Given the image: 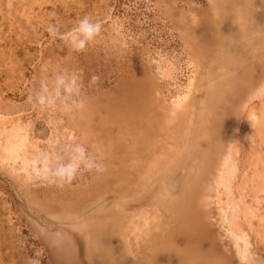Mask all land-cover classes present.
Returning <instances> with one entry per match:
<instances>
[{"label": "rangeland", "instance_id": "374dc122", "mask_svg": "<svg viewBox=\"0 0 264 264\" xmlns=\"http://www.w3.org/2000/svg\"><path fill=\"white\" fill-rule=\"evenodd\" d=\"M85 16L100 21L101 31L73 51L64 34ZM93 75L99 81L90 84ZM134 77L162 109L161 130L176 148L163 159L159 137H151L161 177L153 183L140 158L129 162L137 176L119 178L128 193L120 189L115 210L107 168L135 144L122 142L117 129L92 127L89 103L105 105ZM42 82L45 94L59 93L55 105L29 99ZM81 99L83 107L73 103ZM149 155L141 158L150 163ZM93 161L102 170L87 166ZM176 167L179 178L171 174ZM190 167L203 169L192 203L211 230L199 248L211 259L237 254L239 264L245 257L264 264V0H0V264H61L63 244L55 241L71 235L52 218L66 215L63 207L76 203L80 212L107 197L88 216L99 222L84 230L122 229L168 187L177 198L192 182ZM180 226L173 223L184 244L191 236Z\"/></svg>", "mask_w": 264, "mask_h": 264}, {"label": "bare ground", "instance_id": "6f19581e", "mask_svg": "<svg viewBox=\"0 0 264 264\" xmlns=\"http://www.w3.org/2000/svg\"><path fill=\"white\" fill-rule=\"evenodd\" d=\"M146 86L147 84L142 80V78L136 80V78L134 77L131 80L125 81V83H121L119 85V89L115 92L107 94L108 96L105 97V105L101 106L99 105V103H97V101H92L89 103V106L94 109L93 113L90 114L92 127L101 130H104L106 128L117 129L120 133L117 137H120L122 142H126V140H129L132 144H135V147H131L132 149H129L132 151H123L118 156V158H120L119 165L116 162L118 167L107 168L108 170H110V173L108 178H105L104 182H106V191L109 193L111 191L113 193L112 200H114V202L112 204H114L113 207H115V210H117L121 206L123 199L121 198V195L122 190L124 189L122 187H119V185L117 184L119 178L122 176L125 177L126 175V177L131 180L129 177L133 176V174L135 173L132 164H129V162H134L138 160V158H140V163L142 164L140 166L141 169H139L140 172L142 169H146L151 174V176H153V183H158L157 180L159 177H161L159 173H157L156 175L154 173V162H158L155 158L156 155H153V153V157H151L152 155H149L151 148L155 147L153 143L154 141H151V137H159V144L161 143V147L158 150V153L161 152L162 155V152H164L163 159L167 158V153H172L176 148L173 145V141H168L165 139L163 133L164 131L162 132L161 130V124H164L166 121L165 116L162 112V109L158 108L155 102H153L150 98V94L145 91V88H147ZM163 127L165 128V126ZM186 134L190 133L188 132ZM117 140H119V138ZM177 144L178 143H176L175 145ZM119 145H121V141ZM190 145L191 143L187 144V146ZM123 146H125V144H123ZM156 146L159 147V145ZM216 146H218V143L216 144ZM211 152H213V150ZM144 153L145 156H150V158L148 159L152 162L149 163L141 158L143 157L142 155ZM163 159L161 161H164ZM178 159L183 160L182 155ZM170 164L171 163H169L168 166H170ZM178 167L174 168L175 171H173V173L171 172V174H173V178H179L177 176L180 172V169ZM193 170L197 171L196 174L195 172H193ZM182 171L186 170L182 169ZM202 172L203 169L197 170L195 169V167L193 169L192 167H190V180L192 182H189L188 187L183 189L182 193L177 198L172 199L169 197L171 188L168 187L167 189L169 190L166 189V191H161L158 198L155 196L151 198L153 199L152 201H154V205L151 207V209L146 210L147 208L143 209L140 207V210H138L139 208H137L135 210L137 212L132 214L131 217L127 219L126 225L122 229L118 226L117 229L115 228L112 230L113 226L106 224L105 227L109 225V228H105L102 231L107 232H97L95 235L88 234L84 230L87 228H94V224L99 222L98 217L94 215L90 217L88 216L89 214L91 215L94 210L99 213L102 208H104L103 206H105V199L107 197H100L92 204L87 203L86 207H84L80 212L79 210L81 208V205L76 203H71L67 207H63L67 214L61 215V213L60 215H58V217L52 218L54 223L57 224L59 228L65 230L66 235H71L67 240L63 235L61 236V238H63V241H55L57 243L63 244L62 251L64 254H62L63 256L58 257L60 263L205 264L206 262H208L207 264H212L211 262L216 260L218 264H239L237 262L236 253H234L236 254V257L232 255V258L227 255H221V253H217V257H215V259H211V255L208 256L209 253L207 254L205 251L199 248L205 243L208 246L205 232L211 233V230H204V221L200 220L199 215L195 211L196 208L194 209V205L192 203V201H195L194 190L200 183L197 179L201 177ZM135 178L137 179V177ZM123 187H127V185H124ZM127 193V190L123 191V194L125 196ZM199 200H202V196H200V199H198V201ZM202 201L204 203V199ZM167 206L171 207L167 208ZM193 210L194 213H196L194 215H192ZM170 219L171 221L167 225ZM175 221H178V225H181L180 227H183L182 229L185 231V233H190L191 237L187 238L189 240L185 239L184 244H180L177 241V239L180 237V234H182V230L180 229L179 233L177 232V234H175L173 229V223ZM77 230L79 235H81V238L80 236H77L76 238L72 235V232H75ZM209 238L211 240V234ZM210 248H212V246ZM79 250L80 255L85 257L84 259H82V257L79 255ZM244 262V264L251 263L248 257L244 258Z\"/></svg>", "mask_w": 264, "mask_h": 264}, {"label": "clouds", "instance_id": "9594fccd", "mask_svg": "<svg viewBox=\"0 0 264 264\" xmlns=\"http://www.w3.org/2000/svg\"><path fill=\"white\" fill-rule=\"evenodd\" d=\"M48 31L55 34L57 29L55 26L50 25ZM101 31V23L100 21H92L90 17L85 16L81 20L77 22V25L72 29L70 33H65V37L70 39H66V42L69 44L73 51H83L89 42L93 41L97 35ZM63 80V77L58 78V83ZM99 81V76L93 75L90 79V84H95ZM47 89V85L43 82L41 83L40 90L36 91L32 96L29 97L30 100L34 102L36 106L39 107H47L53 106L56 104V101L59 97V93L56 95L45 94ZM78 91V89H76ZM63 103V100H62ZM74 104H77L79 107H83L84 101L81 99L80 101H73ZM77 150L81 153L84 152V149L77 145ZM90 167H96L98 170H102V165L96 164L94 161L92 164L87 165Z\"/></svg>", "mask_w": 264, "mask_h": 264}]
</instances>
